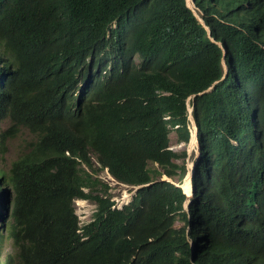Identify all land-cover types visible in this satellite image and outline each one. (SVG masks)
Masks as SVG:
<instances>
[{"label":"trees","instance_id":"trees-1","mask_svg":"<svg viewBox=\"0 0 264 264\" xmlns=\"http://www.w3.org/2000/svg\"><path fill=\"white\" fill-rule=\"evenodd\" d=\"M193 1L209 34L185 0H0V123L36 136L0 172L17 264H233L237 237L264 244V0ZM188 105L184 210L189 186L158 177H184L167 136L188 143ZM104 169L154 183L112 208ZM74 199L96 204L81 228Z\"/></svg>","mask_w":264,"mask_h":264},{"label":"rangeland","instance_id":"rangeland-1","mask_svg":"<svg viewBox=\"0 0 264 264\" xmlns=\"http://www.w3.org/2000/svg\"><path fill=\"white\" fill-rule=\"evenodd\" d=\"M195 13L196 15H198L197 12ZM139 61L140 60L136 58V62L139 63ZM191 122L193 121L190 120V123ZM9 125L10 123L8 122V120H5L0 125V168L5 171L10 168L12 162L17 160V158L22 154L29 151L31 143L36 139V137L25 128H19V130L15 134L11 132L5 138H1V133L6 131L9 128ZM188 131H190V135L194 133L192 123L190 124V129ZM167 137L168 147L170 150L177 153L178 155L185 153V174L181 181L178 180L177 177L171 180L165 175H160L158 179L172 182L176 186H181L184 181V186H189L188 179L190 170L193 168V165L194 163H196L195 161H197L199 156L197 147L194 146L190 141L188 143H184L179 140L174 131L169 133ZM91 156L94 168H97L98 164L96 162V158L93 154H91ZM174 163L180 165L182 163V160H176L174 161ZM148 168L150 170H158L161 172V169L153 163H149ZM96 176L102 183L106 184L109 187L108 194L110 195L111 200L114 202L115 207H117V205L127 204L135 194L136 187L118 183L110 177L106 170H102L100 172L98 171ZM5 190L7 191L5 199L9 202L11 194L10 189L5 188ZM73 208L78 215L80 222L86 223L87 220H90L92 218V214L96 209V205L94 202L89 200H74ZM1 214L4 215L3 219L1 217ZM174 226L176 229H179L183 226V223L180 221H176ZM11 227L12 225L10 224L9 207H7L6 210L0 207V264H17L18 261V250L10 239ZM240 245L243 248V244L240 243ZM242 253L243 254L241 257H243L244 259L242 261L238 259L237 264H249V256L246 255L244 249Z\"/></svg>","mask_w":264,"mask_h":264},{"label":"clouds","instance_id":"clouds-1","mask_svg":"<svg viewBox=\"0 0 264 264\" xmlns=\"http://www.w3.org/2000/svg\"><path fill=\"white\" fill-rule=\"evenodd\" d=\"M185 2H186V5H187V7L189 8V9H191L192 10V12H193V14H194V16L196 17V19L200 22V24L205 28V30L207 31V34H209V28L204 24V22L202 21V19L200 18V12L198 11V10H196L195 9V6H194V4H192V7H190L188 4H187V0H185ZM195 12H197V14L198 15H196V13ZM223 54H225V49L223 50ZM222 65H223V71H224V74L226 73L225 72V69L227 70V68H226V65H225V62L224 61H222ZM224 76V75H223ZM211 89V88H210ZM191 110H190V109ZM192 108L188 105V120H189V124H188V126H187V130H189L190 129V124L192 123V127H193V129H194V135L197 133V128H196V125H195V123H194V120H193V117H192ZM191 117V118H190ZM5 120H8V122L10 123V125H9V128L6 130V131H4L3 133H1V138H5L6 136H8L9 135V133H13V134H15L18 130H19V128H25V127H22V126H20V127H17V128H11V121H10V119L8 118V117H6L5 119H3L2 120V122H4ZM190 120L191 121H193V122H191L190 123ZM1 122V123H2ZM1 123H0V125H1ZM26 129V128H25ZM26 130H28V129H26ZM29 131V130H28ZM30 132V131H29ZM190 131H188V133H189ZM190 133H189V140H188V142L190 141ZM36 137V136H35ZM195 137H196V135H195ZM36 140V139H35ZM34 142V141H33ZM32 142V143H33ZM31 143V144H32ZM196 147H197V150H198V142H197V138H196ZM30 149V148H29ZM27 153V152H26ZM26 153H24V154H26ZM199 153V152H198ZM23 155V154H22ZM21 155V156H22ZM20 156V157H21ZM19 158V157H18ZM17 158V159H18ZM198 160V159H197ZM15 161H17V160H15ZM14 161V162H15ZM14 162H12L11 163V165H10V168L12 167V165L14 164ZM197 162V161H196ZM98 164V163H97ZM156 165V164H155ZM195 165H196V163H195ZM195 165H194V168H195ZM9 168V169H10ZM9 169L7 170V171H5V170H3L2 168H0V172L2 171V172H4V173H9L8 171H9ZM104 170H106V169H104ZM107 171V170H106ZM190 172H191V170H190ZM193 172H194V170H193ZM107 173H108V171H107ZM109 174V173H108ZM110 175V174H109ZM193 175V174H192ZM113 180H115L112 176H110ZM167 177V176H166ZM185 178H187V177H185ZM191 178H192V176H191ZM171 180H172V178H170ZM160 180H162V179H160ZM116 181V180H115ZM162 181H166V180H162ZM188 181H189V188L191 189L190 190V193L188 194V196L185 194V192L183 191V189H182V185L181 186H178V187H180L181 189H182V191H183V193H184V195L187 197V200L184 202V205H183V207H184V210H187V207H188V203H189V199H191V197H192V195H193V189H192V186H191V179H190V174H189V179H188ZM4 182H6V180L4 179V177H2L1 176V174H0V183H4ZM118 182V181H117ZM167 182V181H166ZM118 183H120V182H118ZM154 182H150V183H148V184H145V185H140V186H142V187H140V186H133V187H136V190H135V193H136V191L137 190H139V189H142V188H145V187H148V186H150L151 184H153ZM169 183H171V184H173L172 182H169ZM121 184H123V183H121ZM124 185H126V184H124ZM129 186H131V185H129ZM5 188H9L10 189V193H11V191H12V189L9 187V186H5V185H3V190L7 193V191L5 190ZM135 195V194H134ZM133 195V196H134ZM5 196H6V194H5ZM10 196H11V194H10ZM189 196H191V197H189ZM74 200H78V201H81V200H86V199H74ZM73 200V201H74ZM111 200V199H110ZM131 200H132V198H131ZM130 200V201H131ZM73 201H72V207H73ZM112 201V200H111ZM129 201V202H130ZM113 202V201H112ZM129 202L127 203V204H129ZM2 203H3V205H2ZM127 204H123V205H117V207H115V204H114V202H113V206H112V208H116V209H122L123 208V206H125V205H127ZM4 205H5V207L7 208V207H9V209H10V200H9V202L4 198V200L2 201V202H0V207H2L3 209H4ZM96 205V204H95ZM6 210V209H5ZM73 210H74V208H73ZM96 210V209H95ZM95 212V211H94ZM74 213H75V215L77 216V220H78V227L79 228H81L83 225H85V224H88L90 221H92V218L90 219V220H87L86 221V223H81L80 222V219H79V217H78V215L76 214V212H75V210H74ZM92 216H93V214H92ZM1 217H2V219H3V217H4V215H2L1 214ZM257 220H259V219H257ZM252 223L253 224H255V221H252ZM78 233H81L80 232V230H78L77 231ZM10 239H11V235H10ZM12 240V239H11ZM189 242H190V240H188ZM240 243H242L243 245V248L241 247V245H240ZM234 246H235V255L233 256L234 257V261H233V264H237V261H238V259L239 260H243L244 258L243 257H241L242 256V251H243V249L245 250V252H246V255H248L249 256V264H253L254 263V260L255 259H257V258H259V259H264V244H258V243H254V242H251V241H249V242H245V237H237L235 240H234Z\"/></svg>","mask_w":264,"mask_h":264},{"label":"bare ground","instance_id":"bare-ground-1","mask_svg":"<svg viewBox=\"0 0 264 264\" xmlns=\"http://www.w3.org/2000/svg\"><path fill=\"white\" fill-rule=\"evenodd\" d=\"M187 4L190 6V7H192V4H194V1L193 0H187ZM192 135V138H191V136H190V142L194 145V146H196V137H195V135H194V133H192L191 134Z\"/></svg>","mask_w":264,"mask_h":264},{"label":"water","instance_id":"water-1","mask_svg":"<svg viewBox=\"0 0 264 264\" xmlns=\"http://www.w3.org/2000/svg\"><path fill=\"white\" fill-rule=\"evenodd\" d=\"M225 72H226V69H225ZM196 162V161H195ZM194 165H195V163H194ZM194 165H193V168L191 169V172H190V179H191V176H192V174H193V170H194ZM140 187H142V186H140ZM191 190V189H190ZM187 196H188V194L187 193H185Z\"/></svg>","mask_w":264,"mask_h":264}]
</instances>
